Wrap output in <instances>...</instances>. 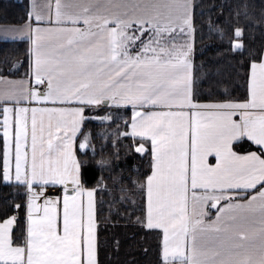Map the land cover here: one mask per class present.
Segmentation results:
<instances>
[{
	"label": "snow or ice",
	"instance_id": "snow-or-ice-1",
	"mask_svg": "<svg viewBox=\"0 0 264 264\" xmlns=\"http://www.w3.org/2000/svg\"><path fill=\"white\" fill-rule=\"evenodd\" d=\"M0 53V264H103L105 204L155 264H264V0H28Z\"/></svg>",
	"mask_w": 264,
	"mask_h": 264
},
{
	"label": "trees",
	"instance_id": "trees-1",
	"mask_svg": "<svg viewBox=\"0 0 264 264\" xmlns=\"http://www.w3.org/2000/svg\"><path fill=\"white\" fill-rule=\"evenodd\" d=\"M205 7L211 6L214 3H220V0H202ZM28 0H0V24H16L20 21V17L23 15L25 6ZM208 15L205 12V16L200 18L198 25L200 23L207 24ZM201 35L203 38H201ZM214 45V41L209 39L207 35V28L203 30V33H197V43L196 47L198 50L208 49L209 46ZM24 46L22 45L20 49L14 54V59L23 60L24 59ZM2 53H0V58H2ZM215 53L211 50L205 51L204 56H197V62L206 57L213 56ZM26 67V63H25ZM25 68H20V73L23 74ZM115 125H113V130ZM102 129L95 123H87L84 125V134L91 133L92 137H95ZM83 139V136H81ZM104 141L102 139H92L90 142L89 157L91 156V145H95L97 150L96 160L100 159L101 153L99 152V146ZM115 149L109 147L103 153L107 156L109 152H114ZM84 158V157H82ZM123 167V165H122ZM143 170V169H142ZM125 176L129 173L124 171ZM101 175L107 176L108 173L96 172V177L99 179ZM135 178V177H134ZM90 186H95V181L92 182ZM8 189L0 188V197L6 195ZM98 195V199H100ZM123 212V210H121ZM139 215V213H137ZM135 219V217H133ZM98 231L102 242H106V246L103 248L100 254V259L103 264H155L156 255L155 249L158 243V238L154 232H147L146 230H141L138 225H134L128 222L126 219L117 220L115 217L110 216L108 212V205L103 206V211L99 213L98 220ZM116 241H119V251L116 254ZM145 248L149 251L145 255Z\"/></svg>",
	"mask_w": 264,
	"mask_h": 264
},
{
	"label": "crops",
	"instance_id": "crops-1",
	"mask_svg": "<svg viewBox=\"0 0 264 264\" xmlns=\"http://www.w3.org/2000/svg\"><path fill=\"white\" fill-rule=\"evenodd\" d=\"M0 25H5V24H0Z\"/></svg>",
	"mask_w": 264,
	"mask_h": 264
}]
</instances>
